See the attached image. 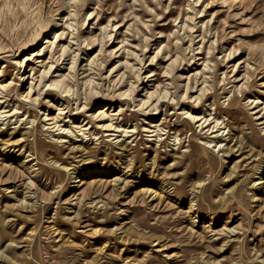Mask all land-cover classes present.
<instances>
[{
	"label": "rangeland",
	"instance_id": "1",
	"mask_svg": "<svg viewBox=\"0 0 264 264\" xmlns=\"http://www.w3.org/2000/svg\"><path fill=\"white\" fill-rule=\"evenodd\" d=\"M0 100V264H264V0H0Z\"/></svg>",
	"mask_w": 264,
	"mask_h": 264
},
{
	"label": "bare ground",
	"instance_id": "2",
	"mask_svg": "<svg viewBox=\"0 0 264 264\" xmlns=\"http://www.w3.org/2000/svg\"><path fill=\"white\" fill-rule=\"evenodd\" d=\"M32 15V14H31ZM33 18V17H32ZM34 21V20H33ZM30 22V21H29ZM35 22H37V21H35ZM27 24V23H26ZM27 26V25H26ZM24 28H26V27H24ZM26 29H28V28H26ZM25 30V29H24ZM23 32V31H22ZM5 102V101H4ZM2 100H0V108H6V106H4L3 105V103H4ZM10 110V109H9ZM9 110H0V120H3V116H6L5 118H7V116L9 117L10 115H12V114H14V113H16L15 111L12 113V114H10V115H8V114H4L5 112H7V111H9ZM4 118V119H5Z\"/></svg>",
	"mask_w": 264,
	"mask_h": 264
}]
</instances>
